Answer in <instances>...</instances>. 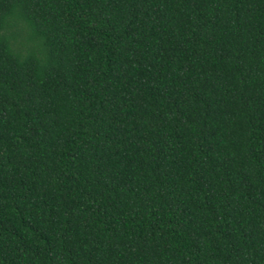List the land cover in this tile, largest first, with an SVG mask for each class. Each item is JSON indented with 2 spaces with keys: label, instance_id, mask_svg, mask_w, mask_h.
Returning a JSON list of instances; mask_svg holds the SVG:
<instances>
[{
  "label": "trees",
  "instance_id": "16d2710c",
  "mask_svg": "<svg viewBox=\"0 0 264 264\" xmlns=\"http://www.w3.org/2000/svg\"><path fill=\"white\" fill-rule=\"evenodd\" d=\"M0 264H264V0H0Z\"/></svg>",
  "mask_w": 264,
  "mask_h": 264
}]
</instances>
